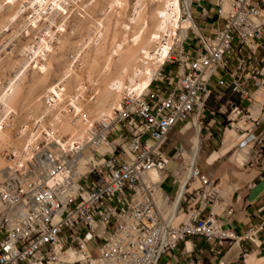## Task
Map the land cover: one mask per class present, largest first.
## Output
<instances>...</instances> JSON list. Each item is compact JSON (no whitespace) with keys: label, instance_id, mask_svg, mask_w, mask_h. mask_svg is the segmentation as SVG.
<instances>
[{"label":"built area","instance_id":"obj_1","mask_svg":"<svg viewBox=\"0 0 264 264\" xmlns=\"http://www.w3.org/2000/svg\"><path fill=\"white\" fill-rule=\"evenodd\" d=\"M192 12V54L175 50L149 93L128 97L81 138L48 133L0 173V264H161L195 238L218 256L260 241L263 224L244 235L224 227L233 208L174 137L198 133L203 150L235 129L236 148L251 146L247 163L264 162V0H195ZM177 170L188 172L184 190Z\"/></svg>","mask_w":264,"mask_h":264},{"label":"rangeland","instance_id":"obj_2","mask_svg":"<svg viewBox=\"0 0 264 264\" xmlns=\"http://www.w3.org/2000/svg\"><path fill=\"white\" fill-rule=\"evenodd\" d=\"M179 1L183 10L184 0ZM165 2L166 0H0V168L24 161L29 143L36 138L39 143L47 142L48 133L52 131L63 138L79 136L87 128V119L96 124L108 117L104 115L103 118L97 112L106 106V93H113V102L115 98V104L109 105L111 111H107V115L118 110L131 94L142 96L144 92V95L149 93L147 91L151 89L163 66L161 60L166 57L158 55L153 62L152 59H144L141 54L143 58L139 57L135 65L142 68L137 69L134 63L131 64V52L136 51L139 43L142 42L143 46L145 40H142L150 36L149 33L155 32L152 23L160 20L158 14ZM151 27L154 32H151ZM175 28L173 29L177 33L174 34L173 30L167 36L165 34L161 44L169 46L176 38H180V30ZM158 43L150 45L151 51L154 52ZM184 47L192 54L191 43L185 42ZM144 67H149V71ZM125 68L126 71L131 70L126 72ZM148 72L153 76L149 77ZM144 74L152 79L149 90L146 91L138 86L149 80L146 81ZM118 81L119 84L123 83L119 85ZM49 96L55 102L50 103ZM91 108L96 110L95 114ZM65 126L67 130L64 129ZM71 126L76 131L71 130ZM192 137L193 133L183 137L178 134L174 140L191 148ZM223 147H213L211 152L204 147L201 166L204 168L207 154L210 156L220 152ZM243 150L249 153L246 161L239 157ZM251 154L252 149L248 146L240 150L235 147L230 155L220 159L217 166L231 160L233 166L230 163L229 167L235 166L238 172H244L252 167L247 163ZM217 166L209 165L205 169L212 172ZM174 167L175 165H171L168 168L169 174ZM164 189L169 194H174L172 178L164 184ZM252 264H264V257Z\"/></svg>","mask_w":264,"mask_h":264},{"label":"crops","instance_id":"obj_3","mask_svg":"<svg viewBox=\"0 0 264 264\" xmlns=\"http://www.w3.org/2000/svg\"><path fill=\"white\" fill-rule=\"evenodd\" d=\"M240 139L235 129L229 130L222 150L212 153L210 156L207 154L204 168L201 163L200 166L204 173L218 181L224 202L234 210L233 215L224 217V227L244 235L254 223L264 226V162H260V164H256L244 172H238L235 166L229 167L231 160L225 164L220 163L219 167L217 166L221 158L230 155ZM204 147H207L209 152L213 148L211 145ZM248 147L251 148L250 145ZM248 154L246 150H243L239 157L246 161ZM209 165L217 166V169L213 168L212 172H207L205 168ZM231 165L233 166L232 163ZM263 257L264 230L261 232L260 241L257 244L243 242L236 244L231 249L227 246L222 256L214 254L212 246L205 239H191L183 243L179 250L166 256L161 264H221V262L235 264L238 260L242 262L241 264H248L251 258H254V262H256ZM248 258L250 259L248 260Z\"/></svg>","mask_w":264,"mask_h":264},{"label":"bare ground","instance_id":"obj_4","mask_svg":"<svg viewBox=\"0 0 264 264\" xmlns=\"http://www.w3.org/2000/svg\"><path fill=\"white\" fill-rule=\"evenodd\" d=\"M195 0H184V3H183V10L181 9V7H180V1L179 0H166V2L164 3L165 5H164V7H162V6H160V7H162V9H160V10H162V11H160V13L158 14V15H160L158 18L160 19V20H158V18H157V20L158 21H156L155 22V24L154 23H152L153 25V27L156 29L155 30V32L152 30L153 28L151 27V32H154V33H149V31H150V29H149V31H148V35H150V36H148L146 39H143L142 41H144L145 43H143V46H142V42L141 43H139V44H141V47L142 48H140V45L138 44V46H137V49H138V47H139V49L137 50L136 48H134L133 47V49H136V51L134 50V51H132L131 53H132V56H131V53H130V56H131V59L132 60H130V61H132L131 62V64L132 63H134L133 65H135V63H136V61H137V59H139V57L140 58H143L144 57V59H152L153 60V62H155L154 60H155V58L159 55L161 58H164V57H166L165 59H159V61L161 60V66L162 65H165V63H166V61L172 56V53H173V51H175V50H178V49H183V47H184V42H186L187 40H188V38H189V34H190V31L193 29V30H196V31H198V29H199V26H198V22L196 21V19L193 17V12H192V5H193V2H194ZM139 3V2H138ZM42 7V6H41ZM37 8V7H36ZM159 8V7H158ZM39 9V8H38ZM40 10V9H39ZM41 12V11H40ZM39 13V12H38ZM184 14H187V15H189L191 18L190 19H188V20H184L183 19V16H184ZM130 15V14H129ZM119 16H121V15H119ZM159 22V23H158ZM156 23H158L157 25H156ZM138 25V24H137ZM136 27V26H135ZM157 27V28H156ZM176 27V28H175ZM173 28H175V29H179L180 31H179V33H180V38L178 37V38H176V40H175V42L174 43H172V45H170L169 44V46H167L168 44H161V39L163 38L164 39V35L165 36H167L168 34L167 33H171L174 29ZM177 31V30H176ZM146 33H147V31H145ZM174 32V34H176L175 33V30L173 31ZM139 33V32H138ZM145 33V34H146ZM171 35V34H170ZM135 36V35H134ZM141 36V35H140ZM145 36V35H144ZM143 36V37H144ZM142 37V38H143ZM169 37V36H168ZM174 37H177L176 35L174 36ZM139 38V37H138ZM137 38V39H138ZM140 39H141V37H140ZM151 39H152V41H151ZM166 39V38H165ZM165 41V40H164ZM137 42H139V41H137ZM153 42H155V43H157V42H159L158 43V47L157 46H155V50H154V52L153 51H151V44L153 43ZM163 42V41H162ZM165 43V42H164ZM171 43V42H170ZM135 44H136V42H135ZM171 46V49H169V47ZM136 47V46H135ZM153 48V47H152ZM131 49V48H130ZM171 51V52H170ZM170 53V54H169ZM144 55L143 57H141L140 55ZM169 54V55H168ZM128 56V55H127ZM126 56V57H127ZM125 57V56H124ZM129 57V56H128ZM127 59V58H126ZM158 59V58H157ZM163 60H164V62H163ZM129 61V62H130ZM144 61V60H143ZM157 61V60H156ZM159 61H158V63H159ZM146 62V61H145ZM152 62V61H151ZM122 63V62H121ZM139 63V62H138ZM137 63V64H138ZM157 63V64H158ZM164 63V64H163ZM130 64V63H129ZM130 64V65H131ZM148 64V63H147ZM152 64V63H151ZM153 64H155V63H153ZM126 65V64H125ZM130 65H128V66H130ZM139 65V64H138ZM141 65H144L143 63H141ZM136 66V65H135ZM156 66V65H155ZM154 66V67H155ZM160 65H159V67H161ZM139 67H141V66H138V68ZM153 67V66H152ZM158 67V66H157ZM136 68H137V66H136ZM137 68V69H138ZM142 68V67H141ZM140 68V69H141ZM145 68V67H144ZM149 68V67H148ZM147 67L145 68V69H147V71H149V69H148ZM126 69L127 68H125L124 70L126 71ZM129 69V68H128ZM158 69V68H157ZM129 70H131V68L129 69ZM129 70H127V71H129ZM126 71V72H127ZM135 71H137V70H135ZM135 71H134V73H135ZM140 71V70H139ZM139 71H138V74H139ZM160 72H161V69L159 70ZM122 72H124V71H122ZM131 72V71H130ZM133 72V71H132ZM145 72V71H144ZM151 72V71H150ZM152 72H154V71H152ZM155 72H156V70H155ZM160 72H158V73H160ZM119 73V72H118ZM121 73V72H120ZM147 73V72H146ZM157 73V72H156ZM156 73H155V75H156ZM157 73V74H158ZM153 74V73H152ZM143 75V74H142ZM146 77H147V75L146 74H144ZM148 75H149V77H152L153 75H150L149 74V72H148ZM154 75V76H155ZM135 76H137V75H135ZM158 76H159V74H158ZM157 76V77H158ZM132 77H133V75H132ZM149 77H147V78H145L146 79V81L149 79ZM156 77V78H157ZM144 78V77H143ZM155 78V77H154ZM155 78V79H156ZM145 79H144V81H145ZM154 79V80H155ZM132 80V79H131ZM134 80V79H133ZM152 81V79H149L146 83H144L143 85H138L139 87H141V89H143V91H146V90H149V87H150V84L152 83L151 82ZM121 82V81H120ZM135 82H136V80H135ZM135 82H132V83H135ZM139 82V81H138ZM142 83H143V81H141ZM154 82V81H153ZM112 83V82H111ZM110 83V84H111ZM123 83V82H122ZM121 83V84H122ZM141 83V84H142ZM113 84V83H112ZM117 83L115 82V85H116ZM118 84H119V81H118ZM121 84H119V85H121ZM137 84V83H136ZM153 84V83H152ZM118 85V87L120 88V86ZM110 86H112V85H110ZM124 86V85H123ZM115 87V86H114ZM139 87H138V89H139ZM112 88H113V86H112ZM124 89H125V87H124ZM130 89V88H129ZM137 89V88H136ZM135 89V90H136ZM107 90V89H106ZM113 90V89H112ZM118 90V89H117ZM132 90V89H131ZM140 90V89H139ZM138 91V90H137ZM143 91H140V92H143ZM150 91V90H149ZM149 91H147V92H149ZM105 92V91H104ZM108 92V91H107ZM139 92V93H140ZM102 93V92H101ZM100 93V94H101ZM131 93V92H130ZM138 93V92H137ZM110 94L111 95H109V94H107L106 93V96H105V98H104V103H105V107L104 108H101L100 110H98L97 112H99V114L101 113L102 115H100L101 117H103L104 118V115H106V116H108V117H106L105 119H103V120H106L107 118H109L110 116H111V114L113 113H111L110 115H107L106 113H108V112H110L111 111V109H110V107H109V105L112 103H114L115 102V98H114V102H113V98H112V94L113 93H111V91H110ZM144 94H145V92H144ZM144 94H142V96L141 95H135V96H137L138 98H142L143 96H145ZM132 95H134V94H131L129 97H132ZM50 97V96H49ZM103 97V96H102ZM49 102L50 103H52V102H55L54 101V98L51 96L50 97V99H49ZM115 104V103H114ZM97 105V104H96ZM108 107H109V110H108ZM111 107H112V105H111ZM120 107H121V105H120ZM93 110V113H94V111H96V110H94V109H92L91 108V111ZM108 111V112H107ZM92 113V116H94V118H97V117H95V113L93 114ZM99 114H98V117H99ZM109 114V113H108ZM91 116V115H90ZM98 119V118H97ZM96 120V119H95ZM103 120H101V121H103ZM100 121V120H99ZM86 122L88 123L87 125H86V127H84V128H86V130H85V132L82 134V135H79V136H72V137H74V138H76V139H78V138H81V137H83L85 134H86V132H87V130H88V128L90 127V125H91V123H90V120L89 119H87L86 120ZM69 126V125H68ZM64 127V126H63ZM67 128V126H65V128L64 129H66ZM70 128H73L72 126L70 127ZM70 128L68 127V131L70 130ZM75 128V127H74ZM71 129V130H75L76 131V129ZM62 130H63V128H62ZM67 130V129H66ZM64 131V130H63ZM229 131V130H228ZM227 131V132H228ZM54 134H55V131H52ZM51 132V133H52ZM227 134V133H226ZM52 135V134H51ZM56 135H58V134H56ZM195 137V138H194ZM57 138L58 139H62L63 137L59 134L58 136H57ZM226 138V137H225ZM38 138H36V140H37ZM36 140L33 142H30L29 143V145H34L35 144V142H36ZM201 141H202V139H201V137L199 136V134L197 133V134H195L192 138H191V140H190V142H191V144H192V146H191V149L190 150H185V151H181V157L183 158V159H185V161L186 162H191L192 164H195L196 162H197V160H198V158H199V156H200V154H201V152L200 151H202L201 150V147H202V143H201ZM224 143H225V140H224ZM22 146V145H21ZM223 146H224V144H223ZM28 149H29V147H27ZM26 152H28V151H26ZM25 156H27V155H25ZM25 156H23V158L25 157ZM15 164H13V163H11L8 167H2V168H0V173L1 174H4V175H9L10 174V168H13V166H14ZM175 174L176 175H178V177H180V179L182 180V190H184L185 189V184H186V177H187V175H188V172L187 171H184V172H180L179 170H177L176 172H175ZM151 177H152V179L154 180V181H161L162 179H163V177L161 176V174H159V173H157V172H153L152 173V175H151ZM179 202H180V198H176L175 199V201H174V203H173V206H172V208H171V212H174V211H176V209H177V207H178V205H179ZM219 211V207H217L216 208V210H215V212L217 213ZM72 257H74L73 255H72ZM253 261H254V259H251L249 262L252 264L253 263Z\"/></svg>","mask_w":264,"mask_h":264}]
</instances>
